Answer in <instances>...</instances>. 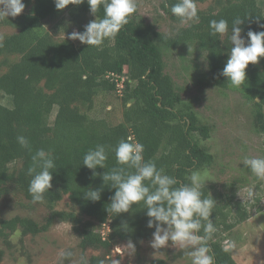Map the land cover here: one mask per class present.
Masks as SVG:
<instances>
[{"label": "trees", "instance_id": "obj_1", "mask_svg": "<svg viewBox=\"0 0 264 264\" xmlns=\"http://www.w3.org/2000/svg\"><path fill=\"white\" fill-rule=\"evenodd\" d=\"M261 1L214 0L207 8H198L199 22L188 21L174 35L161 32L135 11L116 37L99 47L57 37L46 26L55 19L78 25L82 16L90 12L87 0L69 4L63 10L56 9L54 0H23L26 6L20 15L1 19L0 23L14 30L0 37V93L9 94L13 101L12 107L0 103V200L10 192L32 200L28 192L32 179L29 168L37 150L49 152L55 168L50 170L52 188L42 201L51 209L47 221L39 224L21 215L1 218L0 237L7 240L19 229L25 235L38 234L59 219L72 224L84 250H99L98 254L84 255L88 264L111 263L112 249L123 242L138 251L142 240L152 238L154 231L147 227L143 203L134 204L127 213L109 214L105 209L115 190L104 186L101 176H93V170L83 165V156L97 144L115 146L121 139L131 137L143 144L146 161H154L158 168L182 182H188L186 178L192 170L212 162L209 149L194 136V132H200L208 137L209 127L198 123L191 104L182 98L179 85L166 71L167 53L186 45H196L206 53L208 75L219 88L238 91L252 103L253 123L264 136V57L257 64H249L242 87L230 86L220 73L229 58L231 43L228 35L223 42L219 36L212 37L209 28L210 20L226 19L231 29L232 21L240 17L244 19L240 25L242 35L246 36L249 29L264 31ZM176 2L163 0L161 7L174 21L181 22L171 13ZM103 15L101 5L97 16ZM123 75L129 78L120 94L116 77ZM104 92L120 96L124 108L119 122L90 115L98 95ZM18 136L26 137L29 146L22 147ZM106 165L108 169L117 166L112 151L108 152ZM95 171L102 174L107 169L98 167ZM235 186L231 184L227 193L212 192L210 184L204 189L205 196L216 200L211 218L217 232L209 242L215 264H237L232 253L221 250L219 231L230 232L249 218L248 204L238 199ZM90 187L103 189L99 201L84 198ZM65 196L72 209H56ZM105 225L107 232L103 231ZM183 254L178 252L174 258ZM3 257L0 249V264ZM152 264L167 261L158 257Z\"/></svg>", "mask_w": 264, "mask_h": 264}, {"label": "rangeland", "instance_id": "obj_2", "mask_svg": "<svg viewBox=\"0 0 264 264\" xmlns=\"http://www.w3.org/2000/svg\"><path fill=\"white\" fill-rule=\"evenodd\" d=\"M162 1L135 0L137 15L147 23L154 24L161 32L174 35L187 26L188 22L174 21L162 9ZM213 1L197 2V7L205 9ZM261 5L264 7V0ZM82 17L78 25L72 21L55 19L46 26L57 37H69L72 32H83L84 26L96 19L90 12ZM67 18L71 20L69 15ZM64 26L66 27L63 28ZM13 30L0 23V37ZM75 42L81 44L79 40ZM196 48V45H186L184 48L170 50L165 57L166 71L179 85L182 98L191 104L198 123L209 127L208 137H203L200 132H194V136L199 138L201 145L209 149L208 152L213 156L212 162L195 170L209 172L212 181L208 184L213 186L212 192H230L231 184L236 185L234 189L237 193L240 190L244 199L238 195L237 197L248 204L249 218L230 232L219 231V239L221 242L235 241L236 247L232 255L237 264H264V181L257 180L243 164L245 157H264V136L256 131L253 123L252 103L247 102L238 91L219 88L208 75L206 53ZM0 103L12 107V97L1 92ZM123 108L120 96L104 92L98 95L95 109L90 115L106 117L116 123L122 120ZM56 111L55 108L51 123ZM249 191L254 194L251 200L247 198ZM219 202L223 204L224 200ZM56 209H72L68 196L58 203ZM16 215L28 216L43 224L51 215V209L44 202L33 203L23 194L10 192L0 200V219ZM103 231H108L106 225ZM151 239L142 240L138 251L129 243L119 244L112 249V262L109 264H152V260L158 257L165 258L167 264H190V259L184 254L174 258L176 253L185 250L171 242L163 247L167 251L156 250L150 245ZM0 249L4 251L2 264H79L81 256L99 253L94 248L84 250L72 224L59 219L47 231L38 234L25 235L19 229L11 233L7 240L0 237ZM62 250H71L73 257L61 261L59 253Z\"/></svg>", "mask_w": 264, "mask_h": 264}, {"label": "clouds", "instance_id": "obj_3", "mask_svg": "<svg viewBox=\"0 0 264 264\" xmlns=\"http://www.w3.org/2000/svg\"><path fill=\"white\" fill-rule=\"evenodd\" d=\"M83 2L84 0H54L57 10H63L69 4L79 5ZM87 3L96 19L86 24L83 32L75 31L69 36L87 46L99 47L105 40L114 39L136 11L135 0H87ZM101 5L104 15L103 18H98ZM25 6L23 0H0V19L20 15ZM171 13L182 23L199 22L196 0H177L171 7ZM242 24L244 19L240 17L232 21L231 29L226 19H212L209 22L212 37L219 36L223 42L225 35H228L231 43L229 58L220 74L234 88L245 84L249 64H257L264 57V31L249 29L245 36L242 35ZM17 141L22 147L29 146L24 136H18ZM109 151L114 153L117 165L111 169L106 165ZM32 161L29 168L32 179L28 192L33 203L42 202L44 194L52 188L53 171L50 170L55 168V162L44 149L37 150ZM243 164L257 180L264 181V157L248 156L243 159ZM83 165L93 170L94 177L101 176L104 186L115 190L105 209L109 214L127 213L134 204L143 203L148 217L147 227L154 229L150 241L152 248L158 250L171 242L185 250L184 255L190 259V264H215L209 242L217 232L211 218L216 200L213 196L204 194L208 182L212 181L207 170H192L186 178L188 182L179 181L163 168H158L154 161H146L143 144L134 142L131 137L121 139L115 146L97 144L88 149L83 156ZM98 167L106 168L107 171L98 173L95 171ZM102 190L90 187L84 192V198L97 202L101 199ZM237 195L244 199L240 190ZM247 198L253 199V192L249 191ZM235 247V241L232 240H225L221 244V250L227 254L232 253ZM73 255L71 250L59 253L61 261ZM80 264H88L86 257L81 256Z\"/></svg>", "mask_w": 264, "mask_h": 264}, {"label": "built area", "instance_id": "obj_4", "mask_svg": "<svg viewBox=\"0 0 264 264\" xmlns=\"http://www.w3.org/2000/svg\"><path fill=\"white\" fill-rule=\"evenodd\" d=\"M107 77H110V75H107ZM129 78V76L127 75H123V76H117L116 77V85L118 87V92L120 94H123V88L125 86V81Z\"/></svg>", "mask_w": 264, "mask_h": 264}]
</instances>
